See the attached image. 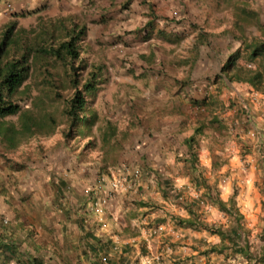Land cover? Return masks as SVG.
<instances>
[{"label":"rangeland","instance_id":"obj_1","mask_svg":"<svg viewBox=\"0 0 264 264\" xmlns=\"http://www.w3.org/2000/svg\"><path fill=\"white\" fill-rule=\"evenodd\" d=\"M239 2H245L249 9L258 12L262 25L260 30L246 28L244 35L249 39H263L264 0H67L59 5L32 6L33 10L22 11L20 17L12 13L15 6L11 2H0V36L12 24L15 29L36 28L39 19L67 18L77 26L84 25L81 62L75 65L78 68L73 73L79 81L78 90L81 91L83 83L90 81L93 75L101 73L94 81L99 83L95 85V98H85L97 116L87 138L74 133L66 138L68 127L62 111L73 90L65 67L58 64L45 69L38 67L21 88L19 104L23 111L31 113L35 124L44 127L47 117L52 121L48 122L49 128L36 132L33 128L31 134L22 133L23 125L17 116L5 118L0 123L18 131L15 148L0 137V196L4 198L3 204L13 208L16 217L11 221L35 220L29 205L39 202L52 205L51 198L56 197L53 191L58 190V199H62L64 185L75 187L78 180L85 181L80 187L89 189L98 175L108 174L118 164L131 168L138 165L147 173V176L142 174L140 182L144 180L148 185L150 174L159 175L161 186L169 193V200L163 202L177 212L181 203H188L185 202L187 198L202 200L199 181L192 190L183 189L184 186H178L179 181L167 176V170L157 164L164 162L168 154L173 156V151L178 152L174 150L178 139L170 140L168 151L165 141H159L169 138L163 136L164 130H172L179 121L182 133L179 138L191 136L199 122L211 117L208 113L211 111L218 123L207 125L203 133L195 137V176L206 179L224 202L233 200L243 216L244 227L249 230L251 251H256L255 247L262 244L260 235L264 233V167L260 156L264 153V99L253 100L242 84L227 85L220 79L226 60L234 59L236 64L243 66L248 64L242 48L235 55L239 43L219 35L232 27L234 3ZM153 18L151 30L146 23ZM198 32L207 35V43L199 47L195 56L193 48ZM258 93L264 97V90ZM203 98L213 101L207 112L192 105V101ZM241 99L244 100L241 102ZM245 109L250 116L248 121ZM254 123L256 130L252 126ZM125 130L131 132L123 137L121 132ZM108 131L122 138L119 143L124 141L123 148L103 145L101 136L112 133ZM144 138L157 144L143 147ZM111 143L114 145L113 140ZM183 157H177L174 164L168 166L171 174L188 176L187 170L177 164L182 165ZM130 186L136 187L134 182ZM122 192L125 191L114 198ZM155 203L157 205L151 210L154 222L147 224L151 238L167 233L165 227H169V232L174 234L173 241L188 239V234L181 238V228L172 220L178 216L162 213L160 206L165 204ZM55 204L61 207L62 202L58 200ZM159 211L162 212L157 214ZM195 211L207 224L231 226L228 218L209 204H200ZM162 214L165 217L159 216ZM5 220L9 225V220ZM173 225L178 231L173 230ZM158 227L161 230L153 233ZM103 230L105 235L110 232V228ZM178 241L169 242V245ZM225 262L220 264H247L248 259L241 255L228 256ZM138 264L147 263L139 261Z\"/></svg>","mask_w":264,"mask_h":264},{"label":"trees","instance_id":"obj_2","mask_svg":"<svg viewBox=\"0 0 264 264\" xmlns=\"http://www.w3.org/2000/svg\"><path fill=\"white\" fill-rule=\"evenodd\" d=\"M234 6L235 12L233 13L234 19L232 27L221 31L219 35L238 42L239 48L236 50L235 55L242 48L245 51L246 63L251 67L238 65L234 59H230L228 62L226 60V63L221 67L220 79H223L227 85L232 83L246 84L255 92H261L264 90V35H262L263 39L260 40L255 38L249 39L244 35V31L248 27H256L258 30L262 29L259 13L249 9L245 2L234 3ZM148 8L151 12L150 5H148ZM14 15L19 17L23 16L22 13H16ZM154 20L153 18L152 21L146 23V25L150 26L151 30L153 29L151 22L153 24ZM13 26L14 24L7 27L0 36V123L5 118L17 116L23 125L22 133L31 134L33 128H35V132L43 128H49L50 124L48 122L52 121L51 117H47V124L44 127L37 125L31 113L21 109L19 102L21 101V94L23 93L21 88L31 77L34 70L38 69V67L41 68V66L42 69H45L51 64H58L65 67L69 72V83L73 90L72 96L67 100L62 111L68 127L66 138H70L71 133L84 136L85 138L89 137L90 130L97 122V116L95 112L90 110L87 103L88 100H93L96 96L97 89L95 85L99 83H95L94 81L101 73L98 72L97 75H93L90 81H85L81 86V91L78 90L79 81L73 74L78 68L75 65L81 62L80 43L85 36L86 27L84 25L77 26V24L72 23L67 18H57L54 21H42V19H39L37 27L30 30H25L20 27L15 29ZM206 43L207 35L198 32L193 48L195 56L198 54L199 47ZM192 105L197 106L198 109L203 108L207 112L210 109L209 107L213 105V101H208L206 98H203L199 101H192ZM231 107L233 109L236 108L234 104ZM245 112L246 121H248L250 116L247 113V109H245ZM208 113L211 117L207 121L205 119L199 122L198 126L193 129L192 135L184 140L187 151L183 157V161L185 162V167H187L186 170L191 176L193 185L197 181L201 184L203 194L200 195V198L202 200L197 199L187 204L181 203V208L187 213L188 217H175L172 220L181 229L205 230L211 236L219 239L217 244L210 245L202 254L224 256L241 255L248 259L247 264L262 263L264 262V233L260 235L261 246L257 251L252 252L248 240L249 230L244 227L242 223L243 216L235 207L233 200L229 199L227 202H224L220 198L218 191L214 190L206 179L199 175L195 176L197 172L194 153V145L197 143L195 137L202 134L207 125L210 126L218 123L217 117L211 111H208ZM219 128L224 127L220 126ZM113 129L116 130L115 128ZM17 132L13 126L3 127L0 125V137L11 148L16 147L15 135ZM108 132L112 133L101 136L103 145L111 148H123L124 141L119 143L122 138H118L114 131ZM128 132L130 135V130L122 131L121 134L125 137ZM46 134H49V132H46ZM112 140L114 141V145L111 143ZM260 156L264 167V153H261ZM120 166L122 164L117 165V167ZM155 177H157L161 197L169 200L168 189L161 186V177L159 175ZM203 203L216 208L227 217L231 226L224 228L220 224L204 223L195 211V208ZM10 249V247L4 245L0 250L6 252ZM96 254L98 263L104 255L108 256L109 262L111 261L112 251L107 242L100 246ZM26 260L28 264H39L35 259ZM20 263L17 262L16 264Z\"/></svg>","mask_w":264,"mask_h":264},{"label":"crops","instance_id":"obj_3","mask_svg":"<svg viewBox=\"0 0 264 264\" xmlns=\"http://www.w3.org/2000/svg\"><path fill=\"white\" fill-rule=\"evenodd\" d=\"M2 1H9L15 6L12 13H22V11L33 10L32 6L59 5L67 0H0V2ZM242 85L248 90L247 95L253 100L258 97L264 99L261 95L255 97L254 93L257 92H253L254 90L248 85ZM243 100L241 99V102ZM179 123L180 121L173 126L172 130L165 129L163 136L167 135L169 138L159 141V143L165 141L166 150L168 151L170 140L177 138L178 140H175H177L178 144L174 150L178 152L173 151V156H170L169 154L167 155L165 150L164 153H166L167 157L164 162H166L167 167H164V162L157 164H160L162 168L167 170L165 171L167 176L179 181V187L184 186L182 187L183 189L192 190L194 185L191 182L188 171V176L177 173L171 174V168H168L170 164H174L177 157L185 155L187 151L184 145L186 137L179 138L182 136ZM252 126L253 129H257L255 123ZM250 134L253 133L250 131ZM143 142V147L146 148L154 147L157 144H154L150 138H144ZM181 162L182 165L177 164L187 169L183 158ZM135 169H139L138 165ZM140 170L144 173L141 168ZM146 174L144 173L143 175L147 176ZM155 176L157 175L152 173L147 178L146 182L149 185L144 180H141V182L139 180L138 183L134 184L135 188H131L130 186L129 189L117 195L109 203L106 220L109 223L110 232L107 235V239L104 240L96 239L91 234V229L86 230L82 225L81 216L87 202V189L80 186H84L85 181L78 180L77 186L72 188L65 184V190L61 189L62 199H58V190L56 193L53 191V196L56 197L51 198L53 200L52 205L49 202H39L33 206L29 205L32 210L31 212L36 217L31 222L24 221L23 219L11 221L13 217H16V215H13V208L10 205L3 204L4 198L0 196V249L4 245L11 248L6 252L0 250V264H16L25 259H35L39 264H99L96 252L100 249V246L106 242L111 246L116 240L120 246L116 251L112 252L110 262L113 264H138L139 261H145L146 257H152V259L158 258L164 264H184V262H186L185 264H211L214 261H216V264H220L223 260L226 263V257L228 256L202 254L210 245L219 242L217 237L211 236L205 230L198 229L201 232H197L193 229H179L183 234L181 238L185 234H188L189 237L181 241L175 240L178 243L172 246L169 245V242H175L173 241L174 234L173 231L169 232V227L168 229L165 227L168 231L167 233L151 238L148 226L154 222L151 217L154 214L151 213V210L153 209V205H157L156 201L157 203L165 204L163 207L160 206L163 212L159 211L157 214L161 212L166 214L167 212L169 215L174 214L178 217H188L181 207H179V211L177 212L172 207H169L168 203L163 202L165 199L161 197L158 191V182ZM194 198H187L185 202H194L196 197ZM58 200L62 202L61 207L55 204ZM212 210L214 211L213 208H211ZM159 216L165 217L164 214ZM5 219L9 220V225H4L1 222ZM201 220L204 222L202 218ZM147 224L149 225L147 226ZM176 227L173 225V230ZM175 237L178 239L177 235ZM200 245L201 247H199ZM184 246L188 247L185 248ZM259 247H255L254 250L257 251ZM180 260L183 262H180Z\"/></svg>","mask_w":264,"mask_h":264},{"label":"built area","instance_id":"obj_4","mask_svg":"<svg viewBox=\"0 0 264 264\" xmlns=\"http://www.w3.org/2000/svg\"><path fill=\"white\" fill-rule=\"evenodd\" d=\"M254 96H259V93H254ZM144 174L140 169L128 167L122 165L108 171V174H100L95 179L93 184L87 189V203L83 209L81 221L86 230L91 229V234L97 239L102 237L106 238L103 229L109 228V223L106 220L108 205L116 194L121 191H126L130 188V183H138L140 178ZM147 175V174H146ZM4 225L7 221L2 222ZM161 230L158 227L153 233ZM120 244L116 240L113 245L110 246L111 251H116ZM27 260L22 261L20 264H28ZM145 262L147 264H163L160 260L152 259V257H146ZM100 264H112L109 262L107 255L100 258Z\"/></svg>","mask_w":264,"mask_h":264},{"label":"clouds","instance_id":"obj_5","mask_svg":"<svg viewBox=\"0 0 264 264\" xmlns=\"http://www.w3.org/2000/svg\"><path fill=\"white\" fill-rule=\"evenodd\" d=\"M3 221H4V220H2L1 222H3ZM5 221H6V220H5ZM7 224H8V223H7ZM7 224H6V225H7Z\"/></svg>","mask_w":264,"mask_h":264}]
</instances>
